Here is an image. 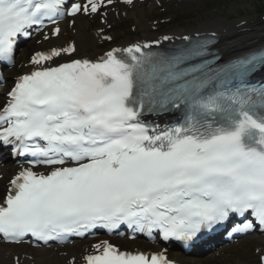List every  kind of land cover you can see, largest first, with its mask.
<instances>
[{"label": "snow or ice", "instance_id": "obj_1", "mask_svg": "<svg viewBox=\"0 0 264 264\" xmlns=\"http://www.w3.org/2000/svg\"><path fill=\"white\" fill-rule=\"evenodd\" d=\"M121 4L137 0H0V84L11 80L0 151L20 161L0 200V242L12 249L0 264H35L14 249L99 230L155 247L101 240L79 258L65 253L66 264H177L165 245L222 229L230 240L264 236V47L226 55L215 32H197L81 57L72 41L17 67L34 33L59 38L81 15L111 27ZM254 254L264 264V247Z\"/></svg>", "mask_w": 264, "mask_h": 264}, {"label": "bare ground", "instance_id": "obj_2", "mask_svg": "<svg viewBox=\"0 0 264 264\" xmlns=\"http://www.w3.org/2000/svg\"><path fill=\"white\" fill-rule=\"evenodd\" d=\"M116 13H119V15H116ZM123 13L124 11L121 9V7H117L115 11H109L108 21H115L117 18L121 17ZM141 13H143V11H141ZM140 22L142 23L143 21L140 20ZM87 24L88 23L81 21L79 17H77V22L73 31L75 33L74 40L79 50H84L89 45L93 46L100 36V34L97 32L94 34H87L85 32L88 27ZM236 24L239 25L240 23ZM245 25L247 30L244 32L241 28H244L245 26H237L235 29L232 27V23H228L224 18H221L218 23L209 22L201 24L196 31L201 32L215 30L220 36V43L217 47L226 55H238L254 48L255 46L264 44V25L262 27V24L257 22L246 23ZM50 43L52 42H47L44 44L47 45ZM0 169L2 173H6L8 170V168ZM85 249H88V246L80 242H75L73 245H68L66 249L63 250L64 252H60V249H55L53 247L50 249H36L34 260L40 262V264L44 261H50L52 264H66V256L64 255L65 253H67L68 256L76 255L79 258ZM9 250H12L10 246H6L0 242V259H4V253ZM219 252L221 255L223 254V250H220ZM222 258H225V255H222Z\"/></svg>", "mask_w": 264, "mask_h": 264}, {"label": "rangeland", "instance_id": "obj_3", "mask_svg": "<svg viewBox=\"0 0 264 264\" xmlns=\"http://www.w3.org/2000/svg\"><path fill=\"white\" fill-rule=\"evenodd\" d=\"M207 6H202L198 12H194L191 15V20L184 21L181 20V24L183 23H193L197 27L201 23L205 22H218L220 18H226L228 22L235 23L236 21H240V19H245L248 21H264L263 17L257 16L255 13V0H206ZM214 2V5L211 3ZM198 2H194L192 5H197ZM204 8V9H203ZM196 9V8H195ZM132 18L136 17L132 14ZM196 28V27H195ZM147 29V27L145 28ZM192 28H188L185 30H191ZM260 242H253L243 249L238 251L236 256H230L229 259H226L222 262H217V264H249L248 259L254 258V249L256 245H260Z\"/></svg>", "mask_w": 264, "mask_h": 264}]
</instances>
